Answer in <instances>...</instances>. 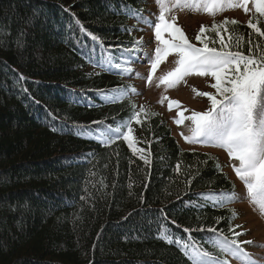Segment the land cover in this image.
<instances>
[{
  "label": "trees",
  "instance_id": "16d2710c",
  "mask_svg": "<svg viewBox=\"0 0 264 264\" xmlns=\"http://www.w3.org/2000/svg\"><path fill=\"white\" fill-rule=\"evenodd\" d=\"M142 3L0 0V264H190L178 246L158 239L162 225L239 263L204 243L210 227L229 238L230 226L242 232L237 216L229 223L232 204L214 207L200 195L235 190L215 154L182 149L157 113L130 123V141L142 153L123 138L99 137L128 121L135 105L129 94L109 103L102 93L129 85L107 59L128 56L135 36L127 10ZM249 20L264 31L255 12L229 23L244 39L226 50L248 55L249 40L254 55L257 45L264 49ZM203 35L221 48L215 32Z\"/></svg>",
  "mask_w": 264,
  "mask_h": 264
},
{
  "label": "snow or ice",
  "instance_id": "6c2138e0",
  "mask_svg": "<svg viewBox=\"0 0 264 264\" xmlns=\"http://www.w3.org/2000/svg\"><path fill=\"white\" fill-rule=\"evenodd\" d=\"M155 2L159 7V15L155 23L145 17L141 10H127V14L134 18L137 23H143L147 27L153 28L158 45L154 50V56L148 60L151 70L148 73L147 83L151 84L157 67L173 53L177 57L175 60L176 67L159 78L160 83L157 87L160 84H165L167 90V88L175 87L176 84L190 75L211 76L215 80V83L210 85L216 90L215 94L194 89L196 95L207 97L210 102L208 110L204 112L193 111L187 117L184 116V112L188 111L187 109L178 111L177 117L180 118L175 119L174 123L179 125L184 120L191 121L189 129L191 135L185 136L183 132L180 133L185 143L220 148L227 153L229 160L233 162L231 164L232 171L245 186L248 202L264 217V49H260L257 45L256 50L259 55H254L249 40L248 55H244L239 50H226L232 46L233 40L235 46L239 48L244 39L240 35L233 36L227 27L229 23L236 25L238 23L236 20L225 19L220 24L213 22L210 29H206L202 24L199 33L196 35V40L203 44V47H195L189 43L181 27L177 25V17L172 15L170 19H167V14L173 10L215 16L219 12L241 8L247 14L250 11L249 3L259 17H264V0H155ZM77 23L79 24L78 20ZM247 26L259 36L264 37V31H261L257 23L249 20ZM81 30L83 31V28ZM206 30L215 32L217 37H221L220 30H222L228 35L229 42L224 43L221 37L220 49L209 47L205 43L208 37L205 36L203 40L201 39V34L205 33ZM164 32L168 33L170 39L163 38ZM92 39L96 40L97 37L92 36ZM142 43L143 37L136 39L133 42V47L124 49L128 53L126 58L122 61H114L109 57L107 66L115 68L119 75L131 76L133 73L131 65L142 59L135 55L141 51ZM212 43L215 44L216 41L213 40ZM145 56L147 57V54ZM96 66L103 70L104 65ZM139 75L136 73L137 77ZM128 92L139 95L136 89L131 86L118 88L111 92H103L102 95L107 102L114 103L122 99ZM165 100H169V98L162 96L159 103L162 105ZM173 105L177 109L180 108L178 101L169 100V111L172 110ZM131 107L133 111L128 121L122 122L117 127L104 129L99 133V137L104 138L106 142H115L117 139L123 138L125 141H129L128 147L134 153H142L143 150L136 149L130 141V133L132 132L130 123L132 121L138 124L142 123L141 115L143 114L146 119L148 112L144 106H140L139 112L135 111V105H131ZM88 131L95 132L93 129H88ZM143 158L141 156V159ZM217 168L219 169V164H217ZM177 170H179V165H177ZM200 195L218 208L236 203L239 199L234 192L224 190ZM236 216L235 210H231L229 223ZM165 219L167 218L165 217ZM219 220L220 218H217V223ZM236 227L240 226L237 225ZM196 230L204 231L205 229L185 228L183 231L191 233ZM159 231L158 239L169 245L178 246L189 258L190 264H229L227 258L221 259L210 253L202 244L196 243L193 239L174 236L171 232L166 233L163 225ZM207 231L213 233V237L204 243L210 244L222 256L234 258L241 264H256L242 247V244L252 242H241L237 239L238 236L243 235L242 232H235L234 228L230 226L229 232H232L233 235L229 238L222 230L216 228L210 227L207 228Z\"/></svg>",
  "mask_w": 264,
  "mask_h": 264
},
{
  "label": "rangeland",
  "instance_id": "374dc122",
  "mask_svg": "<svg viewBox=\"0 0 264 264\" xmlns=\"http://www.w3.org/2000/svg\"><path fill=\"white\" fill-rule=\"evenodd\" d=\"M248 7L250 11L247 14L243 11V9L235 8L219 12L215 16L203 13L173 10L171 13L167 14V19H170L172 15H175L177 17L176 23L183 30L189 43L195 47H203V44L199 41L196 42V35L199 33V28L202 24L207 29V27H211L213 22L220 24L225 19L229 21L236 20L239 22L248 20L253 15V12H255L251 3L248 4ZM139 10L142 11V14L145 17L152 20L154 23L157 22L156 18L159 15V7L157 6L155 0H143ZM130 27L135 36V40L143 37V43L140 46L141 51L135 54L137 57L142 59L137 60L131 65L133 68L131 76L125 75V80H128L129 83L128 86L134 87L139 93V95H134L131 92L127 93L131 95L133 101L135 102L136 111L139 112L140 106H144L148 112V116L152 113H157L161 117L165 118L170 128H172L175 140L179 142L182 149L215 154L219 161L222 162L223 170L229 173L232 179H235V174L231 169V164L233 162L229 160V157L224 150L215 147H205L200 144L185 143L180 133L183 132L185 136L191 135L189 131L191 121L184 120L183 123L179 125L174 123L175 119L180 118L177 117L178 111L187 109L188 111L184 112V116L187 117L190 116L193 111L204 112L208 110L210 102L207 97L196 95V91L215 94L216 90L210 86L215 83V80L211 76L201 77L190 75L186 76L183 80L176 84L175 87L167 88V90L165 84H160V86L157 87L160 83L159 78L176 67L175 60L177 57L173 53L157 67L155 73L153 74L151 84L147 83L148 73L151 70L148 60L154 56V50L158 46L154 37L153 28L147 27L143 23H137L134 18L130 23ZM163 38L170 39L167 32L163 33ZM145 54H147V57ZM136 73L140 74L139 77L136 76ZM194 89L196 91H194ZM162 96H167L169 100L172 101H178L180 103V108L177 109V107L173 105L172 110L169 111V100H165L162 105L159 103ZM143 117L144 116L142 114L140 119ZM134 124H136L135 121ZM236 163L238 164V162ZM235 181L236 190L234 193L239 199L238 202L233 204L237 213V223L243 233L239 240L241 242L251 241L252 243L250 244H244L251 252L249 253L250 257L256 261H264V217H262L258 210L248 202L244 184L238 178H236ZM260 263L264 264V262ZM236 264H241V262L239 261V263Z\"/></svg>",
  "mask_w": 264,
  "mask_h": 264
}]
</instances>
